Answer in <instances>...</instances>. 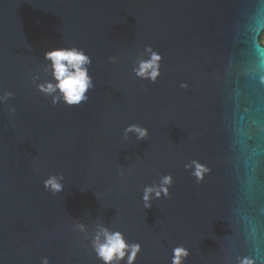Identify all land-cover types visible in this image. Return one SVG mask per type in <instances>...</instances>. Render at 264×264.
Here are the masks:
<instances>
[{
  "label": "water",
  "instance_id": "water-1",
  "mask_svg": "<svg viewBox=\"0 0 264 264\" xmlns=\"http://www.w3.org/2000/svg\"><path fill=\"white\" fill-rule=\"evenodd\" d=\"M263 31L264 0H0V264H105V230L110 264H264Z\"/></svg>",
  "mask_w": 264,
  "mask_h": 264
},
{
  "label": "clouds",
  "instance_id": "clouds-1",
  "mask_svg": "<svg viewBox=\"0 0 264 264\" xmlns=\"http://www.w3.org/2000/svg\"><path fill=\"white\" fill-rule=\"evenodd\" d=\"M261 46L264 47V37L261 38ZM45 58L52 61L53 75L58 81L56 85L48 84L46 91L52 92L55 89H59L63 95L64 101L69 104L79 105L86 101L87 93L90 88L93 87L91 77L88 75L87 68L85 65L90 64L91 61L81 50L71 48H54L50 51L45 52ZM161 57L158 54H153L151 59L147 62H142L140 68L137 70V74L141 77L149 75L148 70L151 69L150 76L155 80L158 75V61ZM136 130L139 132L140 137H144L147 132L141 130L135 126L130 128L129 131ZM198 174V173H197ZM167 179L165 183H167ZM46 186H50L53 190H60L55 179H50L46 182ZM153 189L149 188L145 193V200L149 199V193ZM159 195V193H157ZM148 206V205H146ZM105 237L104 242H100V237L96 239V250L101 259L104 260L105 264H110L114 260L123 259L125 255V249L129 247L125 244L120 233L109 234L106 230L103 231ZM132 254L129 257L131 260L135 257L138 251L139 245L131 246ZM186 255V253H184ZM180 252L176 253L175 264H179ZM47 264V261H45ZM245 264H251L250 261H245Z\"/></svg>",
  "mask_w": 264,
  "mask_h": 264
},
{
  "label": "built area",
  "instance_id": "built-area-1",
  "mask_svg": "<svg viewBox=\"0 0 264 264\" xmlns=\"http://www.w3.org/2000/svg\"><path fill=\"white\" fill-rule=\"evenodd\" d=\"M262 37H264V31H263V33H262V35H261V37H260V40H259V44L261 45V43H260V41H261V38ZM264 48V47H263Z\"/></svg>",
  "mask_w": 264,
  "mask_h": 264
}]
</instances>
